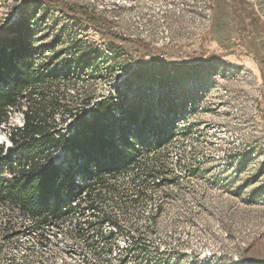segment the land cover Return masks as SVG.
<instances>
[{
    "label": "rangeland",
    "instance_id": "1",
    "mask_svg": "<svg viewBox=\"0 0 264 264\" xmlns=\"http://www.w3.org/2000/svg\"><path fill=\"white\" fill-rule=\"evenodd\" d=\"M22 16L41 25L40 62L59 53L73 67L79 55L94 64L50 86L65 101L119 89L128 106L142 101L153 120L178 125L143 158L169 181L135 169L104 189L122 232L87 230L92 211L77 210L44 227L28 259L121 264L143 245L125 264H264V0H0V30ZM21 113L12 110L0 143Z\"/></svg>",
    "mask_w": 264,
    "mask_h": 264
},
{
    "label": "trees",
    "instance_id": "2",
    "mask_svg": "<svg viewBox=\"0 0 264 264\" xmlns=\"http://www.w3.org/2000/svg\"><path fill=\"white\" fill-rule=\"evenodd\" d=\"M40 26L39 21L32 23L22 16L0 30V125L9 123L12 108L24 113V125L10 126L7 132L12 141L8 155L0 145V167L12 164L13 156L19 160L12 178L0 176V197L18 204L41 224L71 219L77 210L80 215L88 210L92 213L84 217L87 230L102 233L108 224L110 234L122 232L117 215L101 205L104 189H111L112 179L135 169L158 186L169 181L166 173L143 164V158L164 146L178 125L167 115L153 120L142 101L128 106L127 95L121 96L119 89L86 98L79 106L51 91L53 83L73 80L94 64L79 55L73 67L59 53L40 62L46 47L37 43ZM175 106L180 105L174 104L171 110L182 112ZM143 250V245L130 249L120 263L137 258Z\"/></svg>",
    "mask_w": 264,
    "mask_h": 264
},
{
    "label": "built area",
    "instance_id": "3",
    "mask_svg": "<svg viewBox=\"0 0 264 264\" xmlns=\"http://www.w3.org/2000/svg\"><path fill=\"white\" fill-rule=\"evenodd\" d=\"M12 110L15 109L12 108ZM6 124L0 125V129L4 128ZM23 125L24 113L22 112L19 124L14 126ZM0 145L4 146V154L8 155L9 148L12 146L8 133L5 135V143L1 142ZM12 159V164L5 163L0 167L1 177L12 178L15 174L13 169L17 170L19 168L18 157L13 156ZM0 208L9 211V213H0V264H33L28 259L31 256L30 252L36 247H42L44 242L43 239L37 236L41 234L44 227L52 223H39L34 216L24 212L18 204H14L9 199L0 197ZM29 237L33 238V242L27 245L25 240Z\"/></svg>",
    "mask_w": 264,
    "mask_h": 264
}]
</instances>
